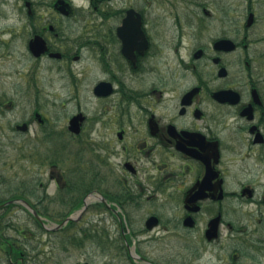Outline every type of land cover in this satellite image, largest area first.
Here are the masks:
<instances>
[{"label": "flooded vegetation", "instance_id": "af4514ba", "mask_svg": "<svg viewBox=\"0 0 264 264\" xmlns=\"http://www.w3.org/2000/svg\"><path fill=\"white\" fill-rule=\"evenodd\" d=\"M20 1L27 18L36 17L25 39L33 62L27 81L42 92L39 74L45 63L51 65L54 93L62 98L57 105L71 108L67 129L52 127L54 140L86 150L77 164L83 169L80 179L55 171L60 165L53 161L50 178L56 202L64 206L60 222L72 215L69 225L86 216L105 224L109 212L127 247L125 228L133 216L126 208L161 213L178 208L183 226L203 224L204 234L220 214L215 215V205L229 195L246 202L260 196L255 202L264 208V0H244L247 5L237 6L240 16H233L231 29L205 41L204 20L193 27L197 21L183 17L192 11L171 9L172 0ZM212 2L211 8L196 0L190 4L202 17L215 18ZM42 7L46 10L39 12ZM81 13L84 35L72 45L63 42L61 18ZM35 36L47 41L45 50L31 46ZM223 38L231 42L217 45ZM47 120L35 108L22 123ZM218 181L223 192L216 188ZM221 192L224 198L215 199ZM151 215L159 217L160 226L159 212L145 222ZM188 217L192 225L186 224ZM138 254L135 263L156 264Z\"/></svg>", "mask_w": 264, "mask_h": 264}, {"label": "rangeland", "instance_id": "374dc122", "mask_svg": "<svg viewBox=\"0 0 264 264\" xmlns=\"http://www.w3.org/2000/svg\"><path fill=\"white\" fill-rule=\"evenodd\" d=\"M172 1L174 3H168L171 9L180 13L188 9L192 11L189 17L187 14L183 17L197 21L193 27H198V20H204V29H209L204 33V41L211 35L221 36L231 29L236 20L233 16H240L237 6L247 5L244 0H215V18H205L190 4L193 0L189 3ZM196 1L209 8L214 5L213 0ZM254 5L257 6L256 2ZM24 7L25 3L20 0H0V199L22 195L44 219L49 220L47 226H53L54 222L64 218V206L56 202L59 201L57 190L50 178L55 159L60 165L55 171H68L77 180L83 176V169L77 164L82 163L86 150L54 140L52 127L67 129L71 108L70 103L66 107L69 110L57 105L62 98L54 93L57 77L52 68L48 72L51 65L45 63L39 74L42 92H36L34 82L27 81L26 69H31L33 62L26 52L25 39L35 27L36 17L28 19ZM44 10L45 7L39 8V12ZM85 18L82 13L68 20L61 18L63 42L71 44L84 35ZM29 85H32L31 89L27 88ZM59 95L66 96L67 93ZM35 108L40 109L48 120L44 124L32 122L27 132L17 129L16 124L32 118ZM75 169L78 174H74ZM230 185L229 190H232ZM240 198L229 195L220 206L215 205V215L220 211L224 221L215 243L206 240L203 224L195 228L184 227L178 220L182 213L178 208H168L162 213L156 211L158 209L132 211L126 208L127 214L133 216L128 224L133 233L131 243L137 252L148 255L156 264H264V208L255 202L260 196L247 202ZM153 210L162 218L160 226L150 231L146 229L145 219ZM168 219L170 223L167 224ZM80 223L70 224L62 231H49L41 228L35 217L21 205L1 208L0 240L3 241L0 244V264H22L20 251L24 252L23 264L85 261L91 264H134L121 245L124 242L114 239L120 237L121 228L109 212L105 224L92 216L84 217ZM104 228L108 232L101 235ZM11 244L17 245L18 254L11 250ZM234 253L238 254L237 259L232 258Z\"/></svg>", "mask_w": 264, "mask_h": 264}, {"label": "water", "instance_id": "95a60500", "mask_svg": "<svg viewBox=\"0 0 264 264\" xmlns=\"http://www.w3.org/2000/svg\"><path fill=\"white\" fill-rule=\"evenodd\" d=\"M230 41L229 40H227V39H222V40H219L218 41V43L217 44H220V45H226V44H228ZM31 46H43L42 48H39V50H40V52L41 51H43L45 48H46V42H45V40L42 38V37H40V36H37L34 40H32L31 41ZM44 46H45V48H44ZM33 49H35L36 50V48H34L33 47ZM23 129H25L26 127H27V125L25 124V125H23V126H21ZM218 186H220V183H219V185ZM216 197H218V198H222L223 197V194H222V192L220 193V195L219 196H215V198ZM15 201H17V202H22L23 204H25L30 210H32L33 211V213L40 219V220H42L43 221V219L41 218V216H39V214L37 213V211L28 203V202H26V201H24V200H13V201H11V202H15ZM2 205H0V207H1ZM69 219H71V218H67V220L64 222V223H66ZM220 221H221V215H218V216H216L211 222H210V225H209V228L207 229V231H206V236H207V238L208 239H213V238H217L218 237V235H219V224H220ZM192 222H193V220H192V218L191 217H188L187 218V221H186V224H188V225H192ZM43 224H44V226L46 227V228H48V229H50L48 226H46V224H45V222L43 221ZM52 229H55V227L54 228H52ZM77 264H90V263H88V262H85V263H77Z\"/></svg>", "mask_w": 264, "mask_h": 264}, {"label": "trees", "instance_id": "16d2710c", "mask_svg": "<svg viewBox=\"0 0 264 264\" xmlns=\"http://www.w3.org/2000/svg\"><path fill=\"white\" fill-rule=\"evenodd\" d=\"M17 196H18V195H13V196H12L11 198H9V199H15V198L23 197L22 195H21V196H18V197H17ZM9 199H8V200H9ZM5 200H7V199H0V203L3 202V201H5ZM12 205H13V203L10 204L9 206H12ZM28 212H29L31 215H33L32 212H30V211H28ZM33 216H34V215H33ZM34 217H35V216H34ZM37 221H38V220H37ZM38 223H39L40 227L43 228V226L40 224L39 221H38ZM2 241H3V240H0V244L2 243ZM14 251H15L16 253L18 252V250H14ZM17 254H18V253H17ZM22 264H23V262H22Z\"/></svg>", "mask_w": 264, "mask_h": 264}]
</instances>
